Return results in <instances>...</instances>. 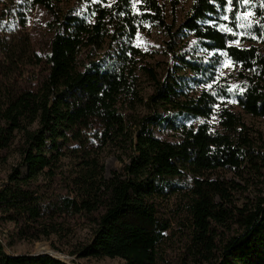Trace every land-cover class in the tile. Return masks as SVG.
<instances>
[{
    "label": "trees",
    "instance_id": "16d2710c",
    "mask_svg": "<svg viewBox=\"0 0 264 264\" xmlns=\"http://www.w3.org/2000/svg\"><path fill=\"white\" fill-rule=\"evenodd\" d=\"M0 1L22 31L4 64L32 54L42 68L34 86L0 89V162L18 158L0 184L12 241L61 242L81 223L90 238L71 246L76 259L264 264V133L243 118L264 120L261 0H232L231 11L227 0H190L178 23L181 0ZM34 10L48 16L42 56L27 43ZM146 26L176 63L162 74L134 44ZM106 154L120 163L108 177ZM12 241L0 240V264H65L11 254Z\"/></svg>",
    "mask_w": 264,
    "mask_h": 264
},
{
    "label": "rangeland",
    "instance_id": "374dc122",
    "mask_svg": "<svg viewBox=\"0 0 264 264\" xmlns=\"http://www.w3.org/2000/svg\"><path fill=\"white\" fill-rule=\"evenodd\" d=\"M3 1H0V89L7 88L16 91H22L28 89L30 86L36 84L37 79L41 74V66H34L29 63V58H33L32 54H27L12 63V65H5V50L6 46L13 40L12 37L17 33L22 32L20 27L14 24L12 9L4 6ZM190 5V0H181L180 5L176 10V22H180ZM48 20V16L43 10H34L30 22L27 26V43L32 49L33 53L42 56L48 47L49 34L44 28L45 21ZM170 21V19H169ZM165 37L156 28L146 26L135 38L134 44L142 51L149 53L147 61L153 66L159 64V71L162 74L164 69H172L176 65L175 61L165 51ZM28 49V48H27ZM30 51V49H28ZM32 53V52H31ZM99 52L98 54H100ZM227 65V66H225ZM4 66V67H1ZM162 68V69H161ZM221 74L231 82L237 80L236 68L229 61H225ZM233 83V84H235ZM140 95L143 97V101L146 102V96L151 92L150 83L142 76H140L139 82ZM139 111L147 112V109L140 107ZM244 121L247 125L255 130L264 133V120L259 118H252L248 115H243ZM18 161L15 153L10 154L5 162H0V184L6 180L7 174L11 168L16 165ZM104 174L106 177L113 170H116L120 163L117 158L112 154H106L103 157ZM21 173L24 174L25 170L21 169ZM13 226L10 223L0 222V240L2 244H7L12 241ZM90 238V231L79 223L75 227L74 232L66 239L59 242L55 236H51L48 240H42L35 243L26 242L13 238V244L8 248V251L14 255L21 254H35L38 249L45 248L43 252H48L51 257L62 261L65 264H124L119 259H103L100 261L76 259L68 255L73 244L78 242H85ZM57 246V250L50 247V244ZM42 251V250H40Z\"/></svg>",
    "mask_w": 264,
    "mask_h": 264
},
{
    "label": "snow or ice",
    "instance_id": "6c2138e0",
    "mask_svg": "<svg viewBox=\"0 0 264 264\" xmlns=\"http://www.w3.org/2000/svg\"><path fill=\"white\" fill-rule=\"evenodd\" d=\"M133 2H135V0H133ZM210 2H213V0H210ZM220 3L223 5L224 0H220ZM237 4H243V5H249L251 3V0H236ZM261 4L264 5V0H261ZM227 5H228V10H232V0H227ZM234 15H237V20H239V14L234 13ZM244 16H250V15H254V13L250 12V11H245L243 13ZM223 19L227 20L229 19V17L225 16L223 17ZM213 23H215V21H213ZM236 27H240V25L237 23ZM264 27V26H262ZM251 27H248V31H251ZM227 66V65H225ZM227 91L231 92V88H229ZM241 91H243V89H241ZM212 95H216L215 93H213ZM218 100L223 101L224 99H226V97L224 95H219L216 97Z\"/></svg>",
    "mask_w": 264,
    "mask_h": 264
},
{
    "label": "water",
    "instance_id": "95a60500",
    "mask_svg": "<svg viewBox=\"0 0 264 264\" xmlns=\"http://www.w3.org/2000/svg\"><path fill=\"white\" fill-rule=\"evenodd\" d=\"M33 256H37V255H48L51 256L48 252H41L40 250H38L35 254H32Z\"/></svg>",
    "mask_w": 264,
    "mask_h": 264
},
{
    "label": "bare ground",
    "instance_id": "6f19581e",
    "mask_svg": "<svg viewBox=\"0 0 264 264\" xmlns=\"http://www.w3.org/2000/svg\"><path fill=\"white\" fill-rule=\"evenodd\" d=\"M38 250H39V249H38ZM40 250H42L41 252H43V250H46V249L41 247ZM48 252H49V251H48Z\"/></svg>",
    "mask_w": 264,
    "mask_h": 264
}]
</instances>
